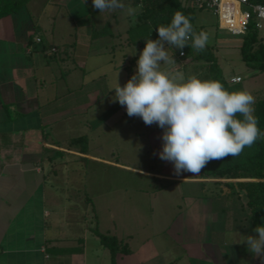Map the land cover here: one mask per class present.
Segmentation results:
<instances>
[{"label": "crops", "instance_id": "1", "mask_svg": "<svg viewBox=\"0 0 264 264\" xmlns=\"http://www.w3.org/2000/svg\"><path fill=\"white\" fill-rule=\"evenodd\" d=\"M50 1L60 3V0ZM85 17L86 14L75 21L79 32L74 39L72 34L69 37L56 34L54 28H44L46 32L41 33L43 26L39 20L35 23L27 5L0 19V264H89L95 253H89V245L97 249V256L103 247L99 251L110 264L145 263L140 252L131 248L130 253L119 252L112 257L94 230L91 233L95 243H89L91 237L82 232L83 215L73 204H67L69 191H65L66 186H60L59 169L54 167L61 163L74 165L81 162L83 155L114 164L101 154L105 150L101 142L92 141L89 153L69 147L67 141H62L63 130L58 129V122L83 114L87 118L77 125L85 126L88 131L80 128L72 135L91 132L93 135L100 126L112 125L114 111L127 115L125 107L118 102L114 104L112 89L116 84L108 81V71L126 70L132 46L120 41L118 53L122 56L115 63L113 50L117 47L113 37H95V25ZM37 27L40 31L31 42ZM37 37L42 40L37 41ZM98 42L97 50L94 45ZM109 48L115 53L113 59L104 66L97 63L96 55ZM136 55L140 53L133 57ZM127 77L119 81L120 86L127 82ZM103 100L104 104L100 105ZM74 125L68 131L73 132ZM149 127L153 129L149 134L153 148L162 149V129L155 124ZM171 167L172 163H166L155 176L184 185L192 183L190 187L197 190H183L184 206L166 229L167 239L175 247L173 252L179 248L182 254L176 253L170 259L166 249L155 247L164 244L154 242L149 251L153 264H167V258L168 264H192L195 256L205 257L214 264H262L247 246L235 243L239 237L233 234L255 229L242 193L215 197L218 179L164 172ZM208 183L212 190L205 192Z\"/></svg>", "mask_w": 264, "mask_h": 264}, {"label": "rangeland", "instance_id": "2", "mask_svg": "<svg viewBox=\"0 0 264 264\" xmlns=\"http://www.w3.org/2000/svg\"><path fill=\"white\" fill-rule=\"evenodd\" d=\"M66 1L60 0L58 4L52 3L50 0H30L28 2L27 7L30 8L35 23L39 20L43 26L41 33L46 32L44 28L50 30L54 28L56 34L59 33L68 37L72 34L74 39L79 32V26L75 21L80 16L86 14L85 18L96 27L103 26L109 20L115 32L120 35L116 34L117 36L113 37V42L117 46V50H113L116 57L113 59L112 54L115 53H111L112 48H109L108 51H102L96 55V62L103 66L108 64L111 59L115 63L119 62L122 55L118 53V48L121 47L118 46V43L121 41L125 44V30L130 24V18L133 19V17L127 15L125 10L119 9L113 12L100 13L98 9L93 8L92 0H86V2L85 0H69L71 3ZM197 21L207 25L210 42L215 44V50L224 75L227 78H231L233 75L242 76L245 90L255 97V101L258 97L264 96V71L255 74L257 70L249 67L243 60L240 48L243 41L242 35L233 34L227 29L216 30L215 25L218 17L209 8L198 10ZM38 31H40L39 28ZM259 35L264 41V27L260 30ZM94 46L98 50L99 42L98 44L95 43ZM142 50L143 47L132 46L126 62L127 65H131L130 69H108V81L112 80L116 84L117 76L119 82L125 79L126 75L128 81L136 72V62H131V59ZM168 52L170 53L169 49ZM182 67L183 62L181 61H176V64H162V70L173 73L177 71L184 73ZM60 87L63 90V86ZM114 95L115 93L112 95L115 98ZM116 103L114 102V104ZM102 104H104V100L100 105ZM84 118L87 117L77 113L71 119L58 122V129L63 130L62 135H60L63 142H68V136L78 132L80 128L88 131L85 126L77 125ZM73 125L75 126L73 132L72 130L68 131L73 128ZM99 128L98 133L91 135V132L88 135L90 143L92 141L95 143L101 142L105 147L101 154L106 156L108 160L112 159L114 164L95 161L83 155L81 162H75L74 165L71 164L72 166L62 163L54 166L59 169L60 186H66L65 191H69L67 193L69 199H65L67 204H73L76 211H81L83 215V234L88 235L89 239L91 237L90 244L95 243V236H92L91 233L95 227H98L102 233L116 235L120 241L128 243L129 248L136 250L138 253L140 252L139 255H142L141 257L145 260L144 264L154 263V258L149 253L154 246V242L164 244L161 246L156 244L155 247L166 249V255L170 259L176 253L182 254V250L179 248L174 253L175 247L170 245L169 239H167L169 238V231L166 229L169 227L170 220L176 217L182 210L181 207L184 206L183 190L197 189L190 187L192 183L184 185L180 181L155 176L169 162L157 157L162 149L153 148L154 146L149 137L153 129L145 125L141 118L129 117L123 115L122 112L117 113V111H114L112 125L108 127L100 126ZM96 153L99 154V152ZM69 168H74L75 171H69ZM164 172L174 174L173 167L165 168ZM181 175L191 176L192 174L184 172ZM68 177L70 181H68ZM211 190L212 187L208 183L205 192ZM239 234L235 233L233 235L237 238ZM241 235L257 236L250 231H245ZM230 237L228 235V238ZM165 239L167 242L164 241ZM243 246L247 245L243 244ZM143 247L145 250H143ZM87 249H90V254L95 252L89 264H110L105 261V255H102L99 251L103 247H100L97 251L98 256L96 255L97 249H92L90 245ZM168 258L167 262L169 263ZM191 262L192 264H214L205 257L200 256L193 257Z\"/></svg>", "mask_w": 264, "mask_h": 264}, {"label": "clouds", "instance_id": "3", "mask_svg": "<svg viewBox=\"0 0 264 264\" xmlns=\"http://www.w3.org/2000/svg\"><path fill=\"white\" fill-rule=\"evenodd\" d=\"M92 6L100 13L125 10L133 18L143 8L142 4L125 5L123 0H92ZM157 32L158 39L145 40L136 72L122 87L117 76L114 101L125 107L129 117L162 129L158 155L172 163L174 174L197 175L211 161L238 156L261 135L254 115L255 97L245 90L229 92L218 81L186 79L183 72L162 70V64H176L169 47L182 50L191 39L192 47L201 51L209 41L207 32L194 33L183 13L177 11L171 23L157 27ZM254 232L258 236L238 233L235 243L246 244L264 264V226L258 225Z\"/></svg>", "mask_w": 264, "mask_h": 264}, {"label": "trees", "instance_id": "4", "mask_svg": "<svg viewBox=\"0 0 264 264\" xmlns=\"http://www.w3.org/2000/svg\"><path fill=\"white\" fill-rule=\"evenodd\" d=\"M29 1L0 0V19L17 13ZM123 2L125 5L133 7L137 4L143 5L142 10L135 16V19L130 18V24L125 30L124 45L144 48L145 40L158 39L157 27L168 26L174 14L179 11L190 19L194 33L198 34L205 31L209 35V41L201 51H197L192 47L191 39L182 50L165 44V47H169V55L173 54L175 61L183 62L182 68L185 78L197 76L201 80L218 81L229 92L245 90L242 76L241 81L232 82L230 78L224 75L215 50V44L210 42L208 27L206 24L197 21L198 10L208 9L207 6H197L195 0H123ZM249 2L264 4V0H249ZM215 26L216 30L221 29L219 21L216 22ZM36 30L32 34L31 42L34 41V35L38 32V27ZM260 30L256 26V17L253 16L249 22L247 32L242 34L243 41L240 46L243 60L249 67L257 70L255 74L264 71V41L259 35ZM116 34L119 35L113 29L111 21H107L101 27L94 26L93 28L95 37L106 35L114 37L117 36ZM181 51H184V55L180 54ZM138 57L137 55L133 57L131 62H136ZM130 67L131 65H126L125 68L128 70ZM253 107L254 115L258 121L257 126L261 133L255 143L246 146L238 156H228L221 160L209 162L199 175L202 178L218 179L215 182L216 190H218L215 197L219 198L223 193H242L249 219L253 227L256 228L258 225L264 226V96L258 97ZM238 118L242 119L239 114ZM66 144L71 148H78L83 153H89L91 150L90 137L87 134L73 136L68 139ZM94 232L98 235L101 243L109 248L112 257L115 258L119 252L130 253L128 243L120 241L116 235L102 233L98 227L94 228Z\"/></svg>", "mask_w": 264, "mask_h": 264}, {"label": "built area", "instance_id": "5", "mask_svg": "<svg viewBox=\"0 0 264 264\" xmlns=\"http://www.w3.org/2000/svg\"><path fill=\"white\" fill-rule=\"evenodd\" d=\"M195 3L197 6L205 5L212 9L218 17L219 27L233 34H245L253 16L256 17L257 28L264 27V4L262 3H250L249 0H195ZM37 41H41V38L37 37ZM182 52L184 55V51ZM230 80L239 82L242 77L235 75Z\"/></svg>", "mask_w": 264, "mask_h": 264}]
</instances>
